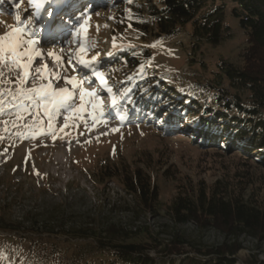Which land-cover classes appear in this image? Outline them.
<instances>
[{"label":"rangeland","instance_id":"rangeland-1","mask_svg":"<svg viewBox=\"0 0 264 264\" xmlns=\"http://www.w3.org/2000/svg\"><path fill=\"white\" fill-rule=\"evenodd\" d=\"M136 3L144 6V0ZM214 3H224L229 27L217 46L193 39L189 25L169 37L154 35L153 28L142 40L121 0H49L40 16L31 0H0V36L24 27L25 39L32 38L33 50L41 53L33 57L25 86L51 84L55 91L72 93L63 111L53 109L59 115L53 120L17 93L23 69L7 57L0 61V264H98L106 256L93 253L97 242L149 244L151 237L165 241L174 233L192 247L214 246L223 238L213 230L169 225L164 211L178 191L220 182L264 198V166L241 154L232 135L223 133L222 124L240 127L231 118L250 128L260 116L235 106L226 109L225 99L218 97L233 93L218 64L240 65L246 39L230 12L234 3ZM69 14L76 15L77 25L60 38ZM21 60L27 63L28 56ZM92 69L103 73V87ZM73 78L75 86L68 83ZM81 90L95 96L81 101ZM160 94L169 101L159 103ZM241 95L244 104L248 94ZM145 103L151 110L157 106L155 114L142 110ZM189 112L196 114L188 118ZM121 116L124 121L117 122ZM170 119L175 124L167 126ZM200 120L214 124L213 141L200 137L199 131H209ZM106 168L121 174L141 168L149 174L159 190V215L140 212L117 179L103 176L100 170ZM129 229L138 232L125 239ZM240 242L238 262L264 259V241L241 237ZM185 250L199 256L190 247ZM148 255L156 264H177L182 258L166 256L163 249Z\"/></svg>","mask_w":264,"mask_h":264},{"label":"trees","instance_id":"trees-1","mask_svg":"<svg viewBox=\"0 0 264 264\" xmlns=\"http://www.w3.org/2000/svg\"><path fill=\"white\" fill-rule=\"evenodd\" d=\"M231 1L234 6L230 12L238 19L246 46L240 54V65L224 61L218 64L221 72L219 75L226 79L233 92L230 98L221 95L218 97L225 99L226 109L235 106L239 112L260 116V120L247 128L241 125L242 120L231 118L240 127L232 129L228 124H222V129L224 135H232L241 154L254 159L256 165L264 166V0ZM121 6L127 7V21L142 40H147L153 28L157 30L154 35L169 37L189 25L193 39L217 46L229 32V27L223 21L225 5H217L214 0H159L157 4L153 0H144V6L138 5L136 0H121ZM144 56L148 58L149 54L145 53ZM129 60L126 59L127 62ZM169 92L171 90L167 91ZM244 92L248 94L245 105L241 100ZM157 99L159 103L169 101L167 95L163 94L156 96ZM154 105L152 110L146 103L141 108L152 116L157 109ZM185 110L189 111V108ZM166 114L167 112L164 115ZM194 114L196 113L191 112L188 118ZM156 115L158 117L159 113ZM175 121L170 119L166 125L175 124ZM199 123L209 129L208 132L199 131L200 137L204 141H213L209 134L214 124H204L203 120ZM106 169L100 170L103 176L117 179L123 190L133 197L140 212L152 218L159 215V190L149 174L141 168L124 174L111 168ZM244 191L245 188L237 184L216 182L211 187L198 185L196 188L178 191L165 208L169 225L193 224L202 231L213 230L223 238L219 244L196 248L189 246L182 236L174 233L165 241L151 237L149 244L97 242L92 246L93 253L106 256L98 264H156L148 251L159 249H163L166 256H182L177 264H264V259H259L258 256H249L243 262H238L237 254L243 247L241 237H249L255 242L264 241V198L252 193L246 195ZM137 232L138 229H129L123 233L126 239L129 234L135 235ZM186 246L199 256L188 255ZM170 264L174 262L171 261Z\"/></svg>","mask_w":264,"mask_h":264},{"label":"snow or ice","instance_id":"snow-or-ice-1","mask_svg":"<svg viewBox=\"0 0 264 264\" xmlns=\"http://www.w3.org/2000/svg\"><path fill=\"white\" fill-rule=\"evenodd\" d=\"M16 19L19 21L20 17L17 16ZM86 23V21H85ZM83 27V25H81ZM35 41L32 38L25 39V28L16 27L12 31L8 32L6 35L0 36V61L5 60L7 57L8 62L13 66L20 67L23 69V77L19 80L21 87L17 89L19 96L24 97L29 100H33L38 108H43L45 114L49 115L50 118L54 114L53 109H59L66 106L67 102L72 98V93L68 92L66 89H59L55 91L52 88L51 84L41 85L39 87L28 88L25 86L26 82L29 79V67L32 63L33 57H38L41 55L40 52L34 51L32 46ZM27 45L28 48L21 52L19 49ZM81 52L84 51V47H81ZM28 56V62H22L21 57ZM95 59V58H94ZM85 67L89 66V61L84 60L83 58L79 61ZM93 74L103 82V73L97 72L95 69H92ZM36 73H41L40 69H36ZM35 78V77H33ZM42 78V74H41ZM68 83L76 85L75 78L68 81ZM111 91V89H109ZM85 96H95L94 92H88L81 90L80 99L84 100ZM115 102V101H113ZM83 105H81V108ZM98 107L97 104H93V108ZM80 109H77V111ZM124 119V116H121V120Z\"/></svg>","mask_w":264,"mask_h":264},{"label":"bare ground","instance_id":"bare-ground-1","mask_svg":"<svg viewBox=\"0 0 264 264\" xmlns=\"http://www.w3.org/2000/svg\"><path fill=\"white\" fill-rule=\"evenodd\" d=\"M49 2V0L48 1H46V0H31V3H32V5H35V9H38L37 11H38V16H40L41 15V13H42V10L45 8V5L47 4ZM54 3V2H53ZM58 4H63V3H61V2H59L58 1ZM58 4H56V5H58ZM66 26H68V24L66 25ZM68 28V27H67ZM61 30H63V29H61ZM66 29H64V31H65ZM81 69H83L82 67H80V70ZM32 77V76H31ZM95 77V75L94 74H92V78H94ZM94 80H95V78H94ZM97 82V81H96ZM103 83V82H102ZM93 87H89V90L90 89H92ZM94 89V88H93ZM64 110V108L63 107H61V108H59V109H56V112H60V111H63ZM56 116H57V114H56ZM56 116H54V115H52L51 116V118L53 119V120H55V119H57V118H59V115L56 117ZM56 117V118H55Z\"/></svg>","mask_w":264,"mask_h":264}]
</instances>
